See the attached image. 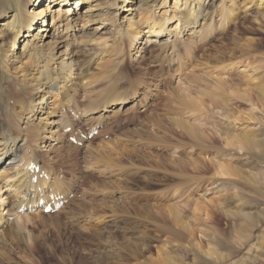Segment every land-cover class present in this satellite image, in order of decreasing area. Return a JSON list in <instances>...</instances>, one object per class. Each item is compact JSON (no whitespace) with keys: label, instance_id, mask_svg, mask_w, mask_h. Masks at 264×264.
I'll use <instances>...</instances> for the list:
<instances>
[{"label":"rangeland","instance_id":"1","mask_svg":"<svg viewBox=\"0 0 264 264\" xmlns=\"http://www.w3.org/2000/svg\"><path fill=\"white\" fill-rule=\"evenodd\" d=\"M8 1L0 0V9H5ZM207 1L206 10L214 14L211 10L217 0ZM8 11L12 12L13 9L8 8ZM123 14L118 15L119 20H122ZM262 14L264 15V8H260V11L255 9L251 15L246 16L241 9L238 15L229 21L226 29L215 35L198 52L195 49L197 52L195 58L183 60L181 79L187 73L209 76L224 73L222 69H225V66H222L221 62H216V58L240 54L241 48L233 49L235 41L243 46L249 43L250 52L251 45L254 49L251 57L242 56L240 59L236 57L241 61L238 64L240 67L236 69L238 74L246 63H249L245 68L247 70L253 64L264 65V33L258 30L259 23L253 18L255 16L259 20ZM165 17L169 19L164 20L157 13L153 20L164 24L165 33L171 31L169 36H164L163 33L158 37L160 40L167 38L166 41L170 42L176 30L180 28H178L180 22L173 13ZM218 18L217 15L213 16V21ZM145 30L147 28H144ZM146 40L148 41L144 43V38L141 43V46L148 50L142 53L146 58L134 53L136 49L133 48L135 44L133 40L124 53V64L120 74L111 75L110 82L97 79L92 87L78 88L76 91L75 99L78 106L73 109H78V113L85 100L100 98L111 83L113 85L107 90L109 95L127 92L130 93L128 103L138 96L142 102L134 109L123 111L116 116L112 114V110H108L93 121L92 129L79 123L76 130L85 135L84 141H72L69 136H76V130L69 133L68 128H65L61 141H50L52 144L50 148L53 147V151H49V147L39 149L42 157L51 162V173L54 171L65 181L64 197L62 196L64 203L62 202V206L56 212L27 211L26 217H23L25 219H19L20 235L17 237L14 235L15 238L12 236V240L8 238L0 247L2 252L0 264H159L162 245L188 264H195V261L198 264H238L240 258H245L246 264H264V248L253 244L255 241H262L264 246V198L258 195L260 191L264 192V162L255 158L261 153L260 146L264 147V105L255 103L252 106L246 102L242 104V101L239 103L235 99L231 100L234 119L226 120L225 123L229 127H235L238 132L245 128L254 130L253 146L240 150L236 146L225 145L227 137L221 128L222 123L216 125L211 120L201 119L205 114V107L196 103V100L202 97L203 102H208V95L204 96L197 90L188 94L181 91L184 97L186 95L187 99L196 104V108L203 111L202 114L192 113L185 116L187 122L199 130L202 142L209 144V135L212 136V132L216 131L218 134L215 135L216 144L232 150L227 153L205 150L198 154L193 151L194 142H191L190 138L187 142L190 146H185L184 149L177 147L184 137L168 119L164 118L166 106L182 108L174 104L169 105L166 101L168 96L166 90L171 87L169 85H176L179 80V76L171 71L176 65L173 64L170 70L169 65L161 66L154 58H149L152 53L154 55L159 53L156 50L158 40L155 38L154 41ZM77 46L73 48L74 52H71V55L65 57L67 61L72 57L75 59L76 55L73 54L80 48L82 52L92 49L91 45ZM62 49H54L57 57ZM170 53L171 50H168L167 55ZM1 59H5V53ZM54 60L59 61L57 58ZM51 63L52 61H49V64ZM4 65L11 66V71L16 73L14 67L19 64L13 65L11 61H7ZM63 71L68 72L65 67ZM258 72L257 75L263 73L264 68H260ZM75 73L74 67L70 78H73ZM205 86L204 84L203 88ZM145 90H149L147 94ZM148 93L149 103L144 106L146 100L144 96ZM16 102L2 95L0 117L4 116L6 111L9 112L8 108ZM69 104L71 107L74 106L72 103ZM67 109L66 116L75 119L76 113H70ZM57 113L61 115V112ZM158 114L161 120L155 124L153 120ZM58 118L59 116L54 117ZM141 129L145 130V138L140 135ZM92 130L98 132L89 137V131ZM221 136H224L223 140ZM165 142L168 146L162 147ZM115 144L116 147L123 148L118 150L119 153L111 149ZM228 153L235 156H228ZM179 158L186 161L194 158L195 163L187 168L174 165L173 162ZM224 164L228 165L230 175L221 170V165ZM234 164L240 170V176L234 171L232 167ZM219 170L221 174H218ZM177 171H181L185 178L189 179L188 182L172 180L171 174ZM213 173L218 179L211 178ZM245 175H252L257 184L248 183L242 177ZM199 179L203 181L199 182ZM8 189L6 186L1 189L4 202ZM238 195L260 199L255 207L249 205L243 209L251 210L255 215L261 214V222L250 231L251 240L242 246L239 236L248 232V229L239 224L240 217H232V221L238 223L234 227L229 226L228 236L239 251L233 256L220 258L216 253H224L228 249L219 243V237L223 238L226 223L218 210L220 207L227 210L235 208L239 202ZM171 206L179 209L181 216L187 221L188 233L179 226V223L171 220ZM9 225L11 224L8 223ZM8 226L4 224L3 228L7 229ZM213 248L216 253H212Z\"/></svg>","mask_w":264,"mask_h":264},{"label":"bare ground","instance_id":"2","mask_svg":"<svg viewBox=\"0 0 264 264\" xmlns=\"http://www.w3.org/2000/svg\"><path fill=\"white\" fill-rule=\"evenodd\" d=\"M237 2L238 0H217L213 3V10H211L214 14L206 10L207 0H9L7 7L0 9V97L6 95L10 100L17 101L8 108L9 112L6 111L4 116L0 117V167L2 168H0V247L8 238L12 240V236L15 238L14 235L16 237L20 235L19 219L26 217L29 209H38L40 203H43V206L46 204L51 206L58 195L63 196L64 194V179L54 171L51 173V162L42 157L39 149L49 147V151H53V147L50 148L52 145L50 141H61L60 138L64 134L62 132L66 127H70L69 133L75 132L79 123L88 125L92 129L93 121L108 110H112V114L116 116L122 114L123 111L134 109L142 102L141 97L138 96L128 103L130 93L127 92L109 95L107 90L113 85L111 83L100 98L85 100L83 107L80 106L79 113L78 109H73L77 105L75 94L78 88L92 87L97 79L110 82L111 75L120 74L124 64V53L133 40H135L133 48L136 49L134 53L146 58L142 53L148 50L142 47L141 43L144 38V43L148 41L146 39L154 41L155 38L158 40L156 50L159 53L156 55L152 53L149 58H154V61L159 62L161 66L169 65L170 70L173 64L176 65L171 71L179 76V80L176 85L168 84L170 88L167 85L169 89L166 90V95H168L166 101L169 105L174 104L182 108L165 105L164 118L168 119L184 137V140L179 141L180 146L176 145L177 147L184 149L185 146H190V143L187 144L190 138L191 142H194L193 151L198 154L205 150L225 153L232 150L227 146L216 144L215 135H218L216 131L212 132V136L209 135V144H204L199 130L187 122L185 116L192 113L202 114L203 111L196 108V104L187 99L186 95L184 97L181 91L188 94L196 90L204 96L208 95V102H203L202 97L196 100V103L205 107V114L201 119L211 120L216 125L222 123L221 128L224 129L223 133L227 137L225 145L236 146L240 150L253 146L255 141L253 129L245 128L238 132L235 127H229L225 123L226 120L234 119L231 111L232 99L252 106L255 103L264 105V72L257 75L264 65L253 64L247 70L245 68L249 63H246L244 69L240 70L241 73L238 74L236 71L240 67L239 57L253 55V45H251L250 52L249 43L243 46L235 41L233 49L241 48L240 54L216 58V62H221L222 66H225V69H222L225 74L217 73L209 76L201 75V73H187L181 79L183 60L195 58L203 45L226 29L229 21L233 20L241 9L246 16L251 15L255 9L260 11V8H264V0H239L238 4ZM8 8L13 11H8ZM120 13H124L122 20L118 19ZM157 13L164 20L169 19L165 16L173 13L180 22L178 26L180 28L176 30L170 42L166 41L167 38L165 40L158 38L163 33L164 36H169L171 31L168 30L165 33L164 24L153 20ZM215 15L219 18L213 21ZM253 18L259 23L257 24L258 30L264 33V15L262 14L259 20L255 16ZM92 25L94 27H91ZM144 28L147 30L144 31ZM81 44L91 45L92 49L82 52L80 48L73 54V56L76 55L75 59L71 56L73 59L70 57V61H67L65 57L74 52V47ZM55 48L62 49L58 57L57 52H54ZM168 50H171L172 55L171 53L167 55ZM152 51L154 50H150ZM4 53L5 59L2 60L1 56ZM55 58L59 61L56 62ZM7 61H11L13 65L19 64L14 67L16 73L11 71V66L4 65ZM49 61L52 63L49 64ZM64 67L68 72L63 71ZM74 67L75 76L70 78ZM204 84L205 88H203ZM148 91L145 90V93L147 94ZM149 95L148 93L144 96L146 99L144 106L149 103ZM52 96H54L53 99ZM69 103L74 106L71 107ZM66 109L70 113H76L75 119H71L70 116L69 119L66 116L68 115ZM57 112H61V115ZM62 115L65 117L63 118ZM58 116V119H54ZM160 120L161 117L158 114L153 121L156 124ZM76 134V142L86 139L81 132ZM140 135L145 138L144 129H141ZM221 137L223 140L224 136ZM166 146L168 143L162 144V147ZM111 149L119 153L118 150L123 148L116 147L115 144ZM260 150L261 153L253 157L264 162V147L260 146ZM243 154L244 152L241 156ZM227 155L235 156L230 153ZM193 160L194 158L188 161L179 158L173 164L187 168L195 163ZM228 163L232 164L230 161ZM36 166H38L37 171H35ZM232 167L240 176V170L236 164ZM221 170L230 175L228 165H221ZM221 170L218 174L222 173ZM171 176L170 178L177 182L186 183L189 180L181 171L174 172ZM242 177L250 184H257L252 175ZM211 178L218 179L215 173L211 175ZM202 181L199 179V182ZM3 186L9 188L5 192V202L1 190ZM237 194L236 192L235 195ZM258 195L264 198V192L260 191ZM246 198L239 196L237 198L239 202L232 210L222 207L218 210L220 217L225 219L226 223L223 238L219 237V243L228 251L219 254L214 248L211 251L220 258L233 256L239 251L228 236L229 226L234 227L238 223L233 222L232 217H240L239 224L248 229V232L239 236L242 246L251 240L250 231L258 222H261V214L255 215L251 210L243 209L249 205L255 207L260 199ZM171 210V220L179 223V226L188 233L189 225L181 216L179 209L171 206ZM8 223L11 225L8 226ZM4 224L8 226L7 229L3 228ZM253 244L264 248L262 241H255ZM160 251L159 264H188L182 258L171 254L165 245L161 246ZM194 263L198 264L197 261ZM238 264H246L245 258H240Z\"/></svg>","mask_w":264,"mask_h":264}]
</instances>
